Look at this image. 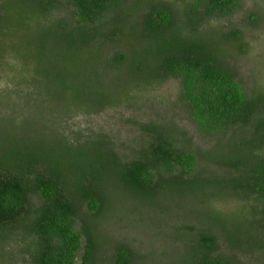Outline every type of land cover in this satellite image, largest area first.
<instances>
[{"label": "trees", "instance_id": "trees-1", "mask_svg": "<svg viewBox=\"0 0 264 264\" xmlns=\"http://www.w3.org/2000/svg\"><path fill=\"white\" fill-rule=\"evenodd\" d=\"M251 3L233 24L242 0H0V264L264 256V0ZM169 79L208 148L170 120L129 117L130 144L79 127L164 102Z\"/></svg>", "mask_w": 264, "mask_h": 264}, {"label": "rangeland", "instance_id": "rangeland-1", "mask_svg": "<svg viewBox=\"0 0 264 264\" xmlns=\"http://www.w3.org/2000/svg\"><path fill=\"white\" fill-rule=\"evenodd\" d=\"M251 8H252L251 0H242L241 6L238 7V9L230 17V22L233 24L241 23L244 16L246 15L247 12L250 11ZM256 49L258 50V54H260V58L258 60L261 61L262 74L264 76V35H262L260 40L258 41V46H256ZM237 64L239 67L240 77L243 78L249 84V80H248L250 79L249 63H247V60L240 59ZM177 88H178L177 82L174 79H169L166 83H164L160 88H158L154 92V97H156V99L158 98L156 101L162 99L165 100L164 102L155 104L153 107H142L140 110H138L135 113L133 111H125V110L123 111L120 110L121 112L114 113V111L110 110L107 113H103L98 117H95L92 123L89 122L88 120H86L87 122H84L81 121V119H78L79 121L78 125L81 128L87 127V128H94L95 130L101 127L106 132L115 135L118 138L117 140L118 143L120 142V143L130 144L128 139L131 138L134 139V137L138 135V130L137 128L134 127V125H131L127 121L129 117L143 122L158 121L161 119L170 120L178 124L180 127H182L188 132L189 136L192 138V144L195 147L206 149L212 144V138L209 137L204 132L198 130L196 125L192 122L191 118H189V115L186 112L184 105L182 104V101H180V99L179 98L177 99L176 97ZM33 112L34 114L31 115L29 123L32 128L38 130L41 124H43L44 119H47V112L46 110L42 111V110H38L37 108L32 110V113ZM201 166L204 169H206L207 173H215L221 176H228L231 174H235L234 172L229 171L228 169L219 168L214 165H208L206 163H201ZM230 206H232V204ZM130 235L138 240V237H136L134 234H130ZM136 244H138V241L136 242ZM145 244L146 243H144V245L140 244V246L142 248L143 247L147 248L148 245ZM220 251L225 254L236 253V251L230 250L229 247L226 245H222ZM252 257L254 258L258 257L261 260L264 258V256L261 255L260 253H258L257 256L256 251H253V253L251 252L248 253L247 255H244L243 259H247L248 261L251 262V264H257L256 263L257 261H255V259L252 260L253 259Z\"/></svg>", "mask_w": 264, "mask_h": 264}]
</instances>
